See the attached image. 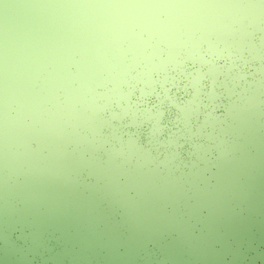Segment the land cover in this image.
<instances>
[{
  "label": "water",
  "instance_id": "1",
  "mask_svg": "<svg viewBox=\"0 0 264 264\" xmlns=\"http://www.w3.org/2000/svg\"><path fill=\"white\" fill-rule=\"evenodd\" d=\"M3 1L0 264H264V0Z\"/></svg>",
  "mask_w": 264,
  "mask_h": 264
},
{
  "label": "rangeland",
  "instance_id": "2",
  "mask_svg": "<svg viewBox=\"0 0 264 264\" xmlns=\"http://www.w3.org/2000/svg\"><path fill=\"white\" fill-rule=\"evenodd\" d=\"M20 2H21V5L23 6V12H24V15L28 18V19H35L34 18V7H35V5H34V0H19ZM59 1H61V0H44V2H45V4L47 5V7L48 8H51L50 10H52V8H54V11L51 13L52 14V19L54 18L55 20H57V21H60L59 19H63V18H61V13L59 12V14H57V15H54L55 14V11H56V7L58 6V4H59ZM74 1L75 0H62V2H63V5H64V7H67L68 9H69V7L72 9V7L74 6V5H76L75 3H74ZM94 2H96L95 0H93L92 1V3H94ZM173 2L171 1V2H169V4H172ZM87 9H88V11H89V6L87 7ZM58 11V10H57ZM10 12H9V10H7V8H6V4H4V1L3 0H0V31L1 30H7V29H9L8 27H7V24H10L11 22H14V24H12L11 26H13L14 27V29H17V34L20 36V35H22V29H21V25L19 24V21L18 20H16V21H9V20H6L5 18L7 17V14H9ZM75 16H80L81 14H82V12H76V13H73ZM61 15V16H60ZM39 26L40 28H39V30L41 31V32H43V33H46L45 31H46V29H45V26L42 24V23H36V24H34V26ZM151 25L152 26H156V24H155V22H154V20H152L151 21ZM85 30H86V34H87V37L89 38V28H85ZM158 32H159V27H158ZM48 33V32H47ZM50 33H54L52 30L50 31ZM52 34H46V38H48V37H54V36H51ZM4 36H6L5 38H11V36H8V35H4ZM19 36H14V37H17V38H19ZM162 36H164V35H162ZM165 37V36H164ZM166 38V37H165ZM49 39H51V38H49ZM11 40H12V38H11ZM69 40L71 41V42H69ZM13 41V40H12ZM18 42H20V40H17ZM90 41H92V40H90ZM17 42V43H18ZM56 42V41H55ZM55 42H53L54 44H53V47L52 48H55V47H57L58 46V44H56ZM138 44H142V42H138ZM66 46H69V48L70 49H77V50H79V47L78 46H76V44H74V42H73V40L71 39V36H70V34L68 35V36H66ZM55 51H58L57 49H55ZM117 60H120L121 58L120 57H118L117 56V58H116ZM237 103L235 104V110H234V108H233V106L230 108V110L231 111H234L233 112V115H234V117H235V119L237 120V123L235 124V128L237 129V130H239V132H241L242 134H243V132L245 133V135H246V138H247V141L249 142V143H252V142H254V144L256 143V142H258L259 141V139H263L262 137H261V135L259 134V132H257L256 131V128H254V126L255 125H251L252 123H255V122H253V121H251V119H248L247 117H248V115H246L244 112L245 111H249L248 110V106H246V104H244V105H241V106H239V107H237ZM250 107V106H249ZM254 114H255V112H253ZM253 115H250V118L252 117ZM226 117H228V115L226 116ZM228 121V120H227ZM234 121V120H233ZM221 123L223 124V121H221ZM233 123V122H232ZM225 127H227V128H231V126L230 125H228V124H223ZM233 128V127H232ZM235 130V129H234ZM262 135H264L263 133H262ZM238 137V139H240L241 138V136L239 135V136H237ZM221 145L220 146H222V147H224L223 145H222V142L220 143ZM237 145H239V148H240V151L243 149V145H242V143L240 142V143H237ZM245 146H247V145H245ZM261 146L262 145H260V146H258L257 144H255V148H256V152L257 153H261ZM224 149V148H223ZM236 153H237V151H236ZM235 153V154H236ZM249 158H251V156H249ZM240 159V158H239ZM243 160H245L244 161V163H243ZM243 160H242V158H241V160H240V167L241 168H243L244 169V167H245V169L247 168L246 167V165H247V163H246V159L245 158H243ZM249 174H250V170H249V172H247V175L249 176Z\"/></svg>",
  "mask_w": 264,
  "mask_h": 264
}]
</instances>
